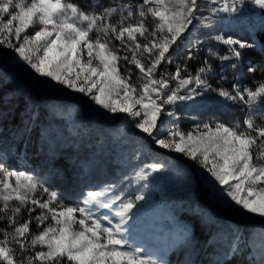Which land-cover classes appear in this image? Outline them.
I'll return each instance as SVG.
<instances>
[{"label": "snow or ice", "instance_id": "1", "mask_svg": "<svg viewBox=\"0 0 264 264\" xmlns=\"http://www.w3.org/2000/svg\"><path fill=\"white\" fill-rule=\"evenodd\" d=\"M244 3L113 0L108 6L96 3L85 10L68 0H0V49L10 50L13 59L46 88L67 89L88 97L99 110L126 114L138 134H143L141 139L149 138L162 154L182 155L204 169L211 177L210 198L264 224V163L257 162L264 147V124L254 122L264 119L260 107L264 82L255 90L237 84L231 90L214 88L208 76L215 73L207 59L194 75L186 62L176 63L174 72L163 67L174 63L182 45L186 60L197 58L192 49H199L202 42L190 39L188 33L197 25H212L223 15L238 16ZM251 4L264 10V0H251ZM113 15L120 17L116 24L111 22ZM260 28L264 30V22ZM245 31L254 36L250 27ZM113 39L118 46L113 47ZM209 39L226 46V55L211 48L208 53L222 64L232 61L229 66L237 77L248 52L259 47L255 39L222 32ZM121 50L125 55H119ZM120 61L139 70V85L132 82L131 69L127 75L121 73ZM248 72L255 69L249 66ZM189 101L201 106L230 103L251 111L242 124L202 123L185 133L179 123L170 122L176 113L169 106ZM5 155L0 154V222L5 225L0 228V264H166L162 254L154 255L128 238L130 222L147 200L142 188L164 171L165 164L149 162L126 177L123 186L137 189L131 198H124L123 188L117 192L115 185H106L82 193L78 204L66 205L49 186L9 167ZM184 179L187 190L194 191V178L185 175ZM37 209L40 212L33 217ZM25 211L29 218L21 223L18 217ZM33 220L36 232L31 228ZM259 264H264V252Z\"/></svg>", "mask_w": 264, "mask_h": 264}, {"label": "rangeland", "instance_id": "2", "mask_svg": "<svg viewBox=\"0 0 264 264\" xmlns=\"http://www.w3.org/2000/svg\"><path fill=\"white\" fill-rule=\"evenodd\" d=\"M202 3L206 4L207 0H202ZM241 7L242 12L236 17L223 15L210 26L197 25L191 31L194 32L193 38L200 33L206 36L209 32L212 33L210 35L222 32L238 35L243 39H255L257 42L258 34L264 33L260 28L264 22V10L251 4V0H245ZM204 14H208L207 8ZM149 18L148 22L152 23L151 17ZM249 27L254 31V36L245 31ZM218 46L227 53L226 46ZM259 49L260 46L255 50ZM255 50L249 51L245 57L240 74L242 77L246 72L251 74L248 67L251 66V53ZM146 55L144 63H147ZM13 56L10 50L0 49V154L6 153L4 161L9 167L34 176L59 193L66 205H74L79 203L82 193L89 189L100 190L106 185H115L117 192L123 188L124 198H131L136 194V187H124L122 181L126 183L125 178L133 175L146 163H163L166 165L164 171L154 174L148 186L142 188L147 200L141 202L142 207H139L130 222V243L140 245L154 255L162 254L166 264H185L186 261L190 264H223L225 261H230V264H259L261 253L264 252V232L259 229H264V224L259 218L253 220L238 215L210 198L208 179L211 177H208L204 169L182 155L162 154V150L157 149L149 138L141 139L143 134H138L132 120L125 118L126 114L113 115L99 110L88 97L71 93L67 89L46 88L38 83L39 78L31 70L22 63L18 64ZM84 59H87L86 53ZM134 79L133 83L139 85L140 76ZM262 82L264 81L256 82L255 88ZM15 92L26 95L28 101L31 96L35 105L23 102V98V104L19 108L18 101L11 97ZM198 104L189 101L169 106L176 113V117L170 122L189 123L187 132L194 130L197 124L216 122L206 113L197 119L199 117L194 112ZM17 107L21 111L18 115L13 113ZM40 107L45 110L42 114L39 113ZM260 107L264 108V105ZM30 113L31 120L28 119ZM254 116L258 117L259 113H254ZM254 122L259 126L264 124V119H256ZM80 132L85 134L81 135ZM150 147L164 157L152 154ZM260 152L261 160L257 162L264 163V147L260 148ZM33 154L38 159L37 164H32L29 159ZM178 159L184 161L198 177L201 197L210 209L219 216L225 214L228 217V224L216 223L219 232L225 231L219 237L213 236L209 241L202 238L198 241L175 218L174 212L180 210V202L185 199L195 202L197 197L195 190H187L184 177L190 174L185 167L173 161ZM36 195L40 196V193ZM40 198L46 199L45 196ZM195 209L202 211L200 206ZM39 212L37 209L32 214L33 217ZM25 217L29 218L26 211ZM211 222L209 221V225ZM32 223V231H38L35 220ZM47 223H50V219ZM228 227L231 228L229 232ZM245 230L251 232L242 238ZM243 255L246 259L244 262Z\"/></svg>", "mask_w": 264, "mask_h": 264}, {"label": "trees", "instance_id": "3", "mask_svg": "<svg viewBox=\"0 0 264 264\" xmlns=\"http://www.w3.org/2000/svg\"><path fill=\"white\" fill-rule=\"evenodd\" d=\"M68 2L79 5L81 9H86L87 7L91 8V6L96 3H99L104 6H108L109 4L113 3V0H70V1L68 0ZM148 19L150 18L148 17L146 19V23L150 26L152 23L148 22ZM119 20H120L119 15H113V17L111 18V22L113 24L118 23ZM210 34L212 33L209 32L208 35L203 36V33H200L198 34V36L196 34L195 37L193 38L194 32L189 33L188 37L190 39L198 38L202 42L200 44L199 49H195V48L192 49L193 55L196 56L197 58L192 60H186L187 50L183 49L182 47V50L180 51L178 57H176L174 63L171 65H166V66L164 65L163 67L169 72H174L176 63L183 65L186 62L188 66V70L194 75L196 69L203 66L204 61L207 59L211 63L215 73L214 75L209 74L208 76L209 83H211V85L214 88L223 86L224 88L231 90L232 85L237 84L241 89H243L244 87H250L253 90H255L256 82L264 81V51L261 50L262 48H264V33L258 34L257 36V43L260 46V49L255 50L251 53V57H252L251 66L255 69V72H252L251 74L246 72L245 75H243V77L245 76L246 78H243L241 75L237 77L233 74V69H231V67L229 66L232 63V61H224L222 64L220 60L218 61V59L215 58L214 61V57L209 55L208 53L209 48L213 50L219 49V55L221 56L227 54L224 52L222 47H219L218 45H216L214 41L209 39V37L211 36ZM96 35H97L96 32L91 33L92 37H96ZM205 38L207 39L205 40ZM118 43H119L118 41H115L113 39V47L118 46ZM119 55L123 56L125 55V52L121 50L119 52ZM127 69H131L132 71V82L135 80L134 78L137 77L139 78L140 76L139 71L138 69H135L134 65H129L126 64V62L124 61H120L121 73L127 75ZM240 74H241V70H240ZM221 76L225 77L223 81H221L220 79ZM11 97L14 101H18L19 108L22 106L23 102L25 103L28 102L32 106L35 105V102L33 101L31 96H29V101L26 100L27 98L26 95L23 94L19 95L16 92L11 94ZM23 98L25 99L22 102ZM19 108L17 107L16 110H13V113L18 115L21 112ZM44 111H45L44 108L41 107L39 108V113L42 114ZM250 111L251 110H246L243 106L231 107L228 104L227 106H225V104L223 103H219V104L213 103L208 106H201L198 104V106L196 107V111L194 113L196 114V116L199 117L197 119H200L203 113H206L208 115H211L215 121H220L225 125L231 126L236 123L242 124L243 121L245 120L246 115H248ZM9 112L12 111L10 110ZM175 123H179L181 129L187 132L188 129L187 125H189V123H185V122H175ZM79 134L84 135L85 132H80ZM150 151L154 155H162L161 153L155 151L152 147H150ZM89 156H91L90 153ZM162 157L164 156L162 155ZM29 159L32 161V164H37L38 162L37 161L38 159L34 154L30 155ZM173 161L179 163L188 170L190 176L194 178V190L197 193L195 202L187 201V199L180 202L179 204L180 210L176 213L174 212L175 218L180 222H182L187 227L190 235L193 238L197 239L198 241H200L202 238L204 241H209L211 238H213V236H216L215 238H217L220 236V234H224L225 231L219 232L216 223L221 222L226 224L227 221L229 220L228 217L225 214L221 216L215 214L214 211L210 209L207 203L202 199L201 184L198 180V177L191 171V169L187 166V164L179 159ZM183 195L184 194H182V196ZM196 206H200L202 211L196 210L195 209ZM25 219H26L25 212H22L21 215L18 217V221L22 223ZM209 221H212L211 224L212 223L213 224L209 225ZM33 226L34 223L31 224V228H33ZM3 227H5L4 223L0 222V228ZM230 227L227 228L228 232L231 231ZM259 230L261 232H264V229L262 228H260ZM250 232L251 231L249 230H245L242 238L248 236ZM0 238H2V236H0ZM242 260L243 262L246 260L244 255L242 256ZM223 264H230V261H225Z\"/></svg>", "mask_w": 264, "mask_h": 264}]
</instances>
